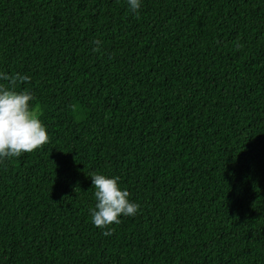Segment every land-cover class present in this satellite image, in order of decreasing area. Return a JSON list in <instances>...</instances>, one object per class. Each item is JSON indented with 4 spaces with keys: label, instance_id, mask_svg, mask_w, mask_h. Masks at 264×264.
<instances>
[{
    "label": "trees",
    "instance_id": "1",
    "mask_svg": "<svg viewBox=\"0 0 264 264\" xmlns=\"http://www.w3.org/2000/svg\"><path fill=\"white\" fill-rule=\"evenodd\" d=\"M0 73L50 138L0 162V264H264V0H0Z\"/></svg>",
    "mask_w": 264,
    "mask_h": 264
},
{
    "label": "clouds",
    "instance_id": "2",
    "mask_svg": "<svg viewBox=\"0 0 264 264\" xmlns=\"http://www.w3.org/2000/svg\"><path fill=\"white\" fill-rule=\"evenodd\" d=\"M131 12L138 15L141 0H127ZM99 51L100 41H94ZM0 162L5 158L19 157L31 153L49 142L46 126L33 108L32 92L21 87L29 82L26 75H8L0 73ZM91 178L94 189L95 204L90 208L91 222L107 231L103 235H112V224H119L121 216H135L139 204L130 199V193L123 189L118 176H108L100 172H92Z\"/></svg>",
    "mask_w": 264,
    "mask_h": 264
}]
</instances>
